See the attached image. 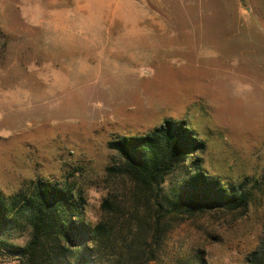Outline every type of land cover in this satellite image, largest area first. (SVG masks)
Masks as SVG:
<instances>
[{"label":"rangeland","instance_id":"rangeland-1","mask_svg":"<svg viewBox=\"0 0 264 264\" xmlns=\"http://www.w3.org/2000/svg\"><path fill=\"white\" fill-rule=\"evenodd\" d=\"M166 119L205 148L159 191L108 144ZM195 159L247 207H168ZM38 181L82 197L88 232L32 248L21 213L0 264H264V0H0V192Z\"/></svg>","mask_w":264,"mask_h":264},{"label":"trees","instance_id":"trees-1","mask_svg":"<svg viewBox=\"0 0 264 264\" xmlns=\"http://www.w3.org/2000/svg\"><path fill=\"white\" fill-rule=\"evenodd\" d=\"M108 146L121 155L127 172L138 182L161 191L166 176L187 162L189 154L204 150L205 143L190 134L185 120L166 119L148 134L123 136L110 141ZM191 165L193 167H187L190 172L187 176L194 173L166 195L168 207L176 212L190 213L219 206L229 210L247 207L246 192L235 186L224 187L214 177L205 175L198 159L192 160ZM19 195L8 203L0 192V227L8 225L21 213L27 214L34 231L32 248L42 235L48 236L54 231L70 246L75 244L76 236L88 232L82 221V197L75 201L71 189L38 181L30 199L24 200L23 194ZM19 201H22L20 208L24 212L15 210ZM73 217H79L80 223Z\"/></svg>","mask_w":264,"mask_h":264}]
</instances>
